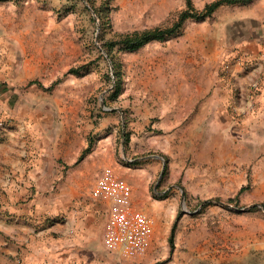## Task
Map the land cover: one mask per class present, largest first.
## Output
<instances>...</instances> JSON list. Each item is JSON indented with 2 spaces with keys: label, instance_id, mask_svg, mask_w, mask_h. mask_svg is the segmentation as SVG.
<instances>
[{
  "label": "rangeland",
  "instance_id": "rangeland-1",
  "mask_svg": "<svg viewBox=\"0 0 264 264\" xmlns=\"http://www.w3.org/2000/svg\"><path fill=\"white\" fill-rule=\"evenodd\" d=\"M187 8L0 2V264H264V0L107 46ZM107 170L152 220L140 258L103 245L107 205L90 193Z\"/></svg>",
  "mask_w": 264,
  "mask_h": 264
},
{
  "label": "built area",
  "instance_id": "built-area-1",
  "mask_svg": "<svg viewBox=\"0 0 264 264\" xmlns=\"http://www.w3.org/2000/svg\"><path fill=\"white\" fill-rule=\"evenodd\" d=\"M95 202L107 205L103 245L109 252L129 258L144 256L153 245L150 216L133 203V186L107 170L90 193Z\"/></svg>",
  "mask_w": 264,
  "mask_h": 264
},
{
  "label": "trees",
  "instance_id": "trees-1",
  "mask_svg": "<svg viewBox=\"0 0 264 264\" xmlns=\"http://www.w3.org/2000/svg\"><path fill=\"white\" fill-rule=\"evenodd\" d=\"M10 0H0V2H8ZM187 1V10H185L179 18V21L173 24L171 27L168 28H154L150 30H144V31H135L130 34L123 35L121 39L118 41H112L107 44L109 46V49L112 50L115 46L119 45L123 50L126 51H136L143 46L153 42V41H160L164 42L168 39L172 38L176 34L180 32V29L182 28L183 23L188 19H193L196 21H202L206 18L211 17L217 9H219L222 6L227 5H246L253 0H217L215 2H212L205 6V8L201 11L196 10L192 6L191 0ZM80 70L78 69H71L69 73H73L78 75ZM86 153V152H85ZM85 153L82 155V157L85 155ZM248 187L242 188L241 192L246 190ZM234 199H230L229 202H233ZM210 202H206L205 205H209ZM264 207V204L262 205ZM257 206H254L253 208H256ZM176 230V225L173 226L171 237H170V244L173 245V237Z\"/></svg>",
  "mask_w": 264,
  "mask_h": 264
},
{
  "label": "crops",
  "instance_id": "crops-1",
  "mask_svg": "<svg viewBox=\"0 0 264 264\" xmlns=\"http://www.w3.org/2000/svg\"><path fill=\"white\" fill-rule=\"evenodd\" d=\"M94 211V214H88L89 216H93V220L96 219V215L95 212H97V209L93 210ZM89 212L91 213L92 211L89 210ZM93 213V212H92ZM92 220V221H93ZM91 224V223H89ZM90 227V226H88ZM219 262H222V264H230L231 263V259H228V261H219ZM234 264H258L259 263V259L255 256V257H250V256H247V257H244V258H240L239 261H233Z\"/></svg>",
  "mask_w": 264,
  "mask_h": 264
},
{
  "label": "water",
  "instance_id": "water-1",
  "mask_svg": "<svg viewBox=\"0 0 264 264\" xmlns=\"http://www.w3.org/2000/svg\"><path fill=\"white\" fill-rule=\"evenodd\" d=\"M109 111H112V110H114V109H108Z\"/></svg>",
  "mask_w": 264,
  "mask_h": 264
}]
</instances>
